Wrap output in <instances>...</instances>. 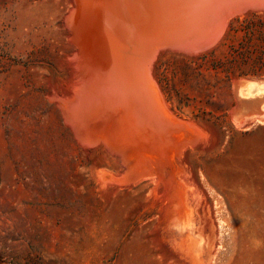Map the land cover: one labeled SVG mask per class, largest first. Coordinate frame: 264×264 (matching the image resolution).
Instances as JSON below:
<instances>
[{"label": "rangeland", "instance_id": "374dc122", "mask_svg": "<svg viewBox=\"0 0 264 264\" xmlns=\"http://www.w3.org/2000/svg\"><path fill=\"white\" fill-rule=\"evenodd\" d=\"M73 3L0 0V264H264V122L232 121L235 82L264 81V11L230 17L207 49L164 47L150 62L179 121L172 169L196 198L189 254L163 184L122 182L120 156L64 120L77 81ZM245 84L247 97L264 92Z\"/></svg>", "mask_w": 264, "mask_h": 264}, {"label": "bare ground", "instance_id": "6f19581e", "mask_svg": "<svg viewBox=\"0 0 264 264\" xmlns=\"http://www.w3.org/2000/svg\"><path fill=\"white\" fill-rule=\"evenodd\" d=\"M188 1L190 0H73V9L66 17V24L76 44L73 58L77 81L73 93L71 92L72 94L65 98L61 106H63L64 120L72 128L78 140L91 144L101 141L111 153L120 156V162L122 161L129 174L122 182L137 183L151 180L163 184L168 199L165 215L175 218L169 223L170 230L185 243L190 254L195 253L198 245L191 239L200 225L199 213L195 209L196 198L187 196L188 191L186 192L183 183L177 181L176 171L174 169L172 171L171 164H174L172 161L174 156L171 157L173 155L171 151L178 148L172 150L174 148L171 149V144H169L171 140H175L171 138L175 128H170V125L177 126L179 121L173 122V115L164 104L165 101L162 100L160 88L158 89L154 79L149 75L150 62L156 52L164 47L186 50L188 53L211 47L217 42L230 17L250 10L264 11V4L262 2L243 4L241 9L227 16L222 28L217 31L209 43L200 47L188 48L177 45L175 42V39L179 40L195 27L190 22L191 18L184 20L183 6ZM199 27L200 24L195 29ZM159 40L162 44L157 45L147 65L151 87L149 91L128 92L119 87L111 88L108 70L114 69L115 64L121 70L125 65L124 55L134 57V54H137L145 45ZM136 63V61L133 62V64ZM131 79L136 81L137 77L132 75ZM243 83L254 84L264 90V81L244 79ZM241 89L239 88V94L250 98L245 93L243 95ZM263 94L264 92L258 96H264ZM147 101L151 105L141 107L142 102ZM155 102L160 105L169 127L168 124H164L166 128H163L162 134H159L149 129L153 128V123L152 120H148L145 126L148 131L145 136H152L148 139V143L154 147L150 153L145 149L146 144L139 142L141 140L138 135L140 126L136 119L152 118L157 111L153 107L156 105ZM257 121L264 122V114L259 118L247 120L248 123ZM233 123L237 127L244 125L234 121ZM177 137L179 138V135ZM175 145L174 147L177 146ZM146 168H152V170ZM184 235H186L185 238H183ZM191 258L196 261V256Z\"/></svg>", "mask_w": 264, "mask_h": 264}, {"label": "water", "instance_id": "95a60500", "mask_svg": "<svg viewBox=\"0 0 264 264\" xmlns=\"http://www.w3.org/2000/svg\"><path fill=\"white\" fill-rule=\"evenodd\" d=\"M247 2H262L264 4V0H190L186 2L183 6L185 10L184 20L191 18L192 20L190 19V22L195 25V27L200 24V27L196 29L193 27L187 35L180 37L179 40L175 39L176 44L188 48H195L209 43V41L216 35L217 31L222 28L227 16L235 10L241 9L243 4ZM159 44H162L161 40L153 41L150 44L145 45L137 52V54H134V57L131 58L124 55V58H126L124 59L125 65L121 70L118 69L116 64L113 66L114 69L108 70L111 79V88L114 89V87H119V89L128 92L133 90L148 92L150 82L147 65L155 48ZM134 61L137 63L133 64ZM132 75L137 77L136 81L131 79ZM242 84L243 81H237L234 84L236 102L233 106L232 121L245 124L248 119L259 118L264 114V96L250 98L242 96L239 94V88ZM155 104L156 105L153 107L155 111L156 109L157 111L152 118L140 117L136 119L140 126V132L138 135L141 140L139 142L145 143V149L150 153L154 150V147L148 143V139H151L152 136H145L148 131L145 127L148 120H152L153 128L150 127L149 129L153 130V132L157 131L159 134H162V129L166 128L164 124H168L167 126L169 127V123H167V120L163 116L164 113L160 105L157 102H155ZM149 105H151V103L148 101L144 103L142 102L141 107H148ZM171 125L170 128L173 129L175 125ZM146 169H149L150 171L152 170V168ZM172 171L174 170L172 169Z\"/></svg>", "mask_w": 264, "mask_h": 264}]
</instances>
